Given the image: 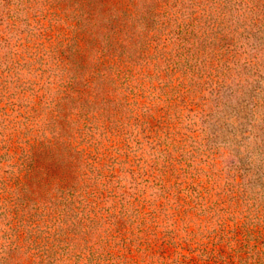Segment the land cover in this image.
Here are the masks:
<instances>
[{
	"label": "trees",
	"instance_id": "obj_1",
	"mask_svg": "<svg viewBox=\"0 0 264 264\" xmlns=\"http://www.w3.org/2000/svg\"><path fill=\"white\" fill-rule=\"evenodd\" d=\"M0 164V264H264V0H0Z\"/></svg>",
	"mask_w": 264,
	"mask_h": 264
},
{
	"label": "rangeland",
	"instance_id": "obj_2",
	"mask_svg": "<svg viewBox=\"0 0 264 264\" xmlns=\"http://www.w3.org/2000/svg\"><path fill=\"white\" fill-rule=\"evenodd\" d=\"M162 224L159 230L163 240L162 247L165 256L176 258L178 263L183 260V258H180L182 255L194 256L195 254L189 252L191 246L203 245L208 239L212 238L214 231L218 229L216 222H208L202 217L194 216L176 217L169 215ZM208 247L212 248L213 246L208 244Z\"/></svg>",
	"mask_w": 264,
	"mask_h": 264
}]
</instances>
